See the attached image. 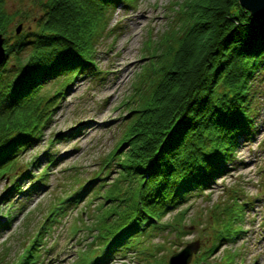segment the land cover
Masks as SVG:
<instances>
[{"label":"trees","instance_id":"16d2710c","mask_svg":"<svg viewBox=\"0 0 264 264\" xmlns=\"http://www.w3.org/2000/svg\"><path fill=\"white\" fill-rule=\"evenodd\" d=\"M130 2L41 0L42 13L34 24L10 34L11 18L0 0V176L9 179L0 202L10 207L6 211L10 218L23 203L14 198L26 199L43 189L47 169L60 158L48 148L57 141L52 139L22 161V152L41 139L39 119L42 115L43 122L50 119L49 110L80 74L99 78L95 76L101 70L91 58L89 42L78 39L79 14L92 18L81 28L87 32V40L92 25L105 20L104 13ZM71 4L77 5L78 13ZM182 12L184 23L174 32L178 37L172 38L176 45L168 43L166 52L153 55L160 59L151 62L146 75L156 78L145 96L137 93L139 103L127 108L129 123L118 142L127 147L117 145L109 159L103 158L104 165L111 161L106 172L115 164L116 174L129 189L115 193L101 189L106 185L100 175L104 165L87 179L77 180L76 187L49 210L14 264H32L51 216L64 212L89 191L100 193L99 189L104 190L102 198L109 199L107 211L100 215L103 223L96 229L102 231L91 254L79 264H109L118 255L138 249L150 233L148 229H155L164 213L210 188L217 177L241 162L235 157L238 145L252 141L259 129L264 17L251 15L237 0H186ZM52 81L62 83L41 94ZM103 205L100 202L98 208ZM8 226L7 218L0 220V229ZM235 231L236 235L242 232Z\"/></svg>","mask_w":264,"mask_h":264},{"label":"rangeland","instance_id":"374dc122","mask_svg":"<svg viewBox=\"0 0 264 264\" xmlns=\"http://www.w3.org/2000/svg\"><path fill=\"white\" fill-rule=\"evenodd\" d=\"M185 1L131 0L127 7L118 4L115 11L104 13V21L99 19L92 25L87 40V32L81 28L92 18L79 14L78 39L89 42L86 45L91 58L101 72L96 74L97 79L80 74L57 97L58 102L49 110L50 119L43 122L44 115L39 119L43 124L41 139L22 152V161L44 149L52 139L57 141L48 148L60 158L47 169L43 189L26 199L19 195L14 198V202L23 203H15L19 207L10 215L12 218L6 215L10 207L0 202V220L7 218L9 222L6 229H0V264H14L20 258L49 210L76 187L77 180L95 173L117 145L127 147L118 144L129 123L127 108L139 103L137 93L145 96L156 78L146 75L151 62L160 59L153 55L166 52L168 43L176 45L177 40L172 38L184 23ZM2 4L11 18L7 26L10 34L18 24L20 29L34 24L42 13L41 0H2ZM70 6L78 13L77 5ZM61 83L49 82L40 93L51 92ZM258 84L259 129L252 141L238 145L235 157L241 162L237 168L231 167L210 188L168 210L155 229H148L150 233L138 249L118 255L109 264H167L171 254L193 241H197V247L188 264H264V82ZM115 166L100 172L106 183L101 189L114 193L129 189L116 174ZM8 181L7 175L0 176V195ZM101 189L100 193L89 191L64 212L51 216L47 231L38 240L41 249L32 264H79L91 254L99 242L102 230L98 233L96 229L103 223L100 215L107 211L109 200L102 198ZM100 202L104 205L98 208ZM235 230L242 232L236 235Z\"/></svg>","mask_w":264,"mask_h":264},{"label":"water","instance_id":"95a60500","mask_svg":"<svg viewBox=\"0 0 264 264\" xmlns=\"http://www.w3.org/2000/svg\"><path fill=\"white\" fill-rule=\"evenodd\" d=\"M249 13L255 17H264V0H237ZM21 25L18 24L15 31L18 32ZM2 33L0 32V60L3 56ZM197 247V241L187 243L179 251L174 252L168 257L167 264H188L192 252Z\"/></svg>","mask_w":264,"mask_h":264}]
</instances>
